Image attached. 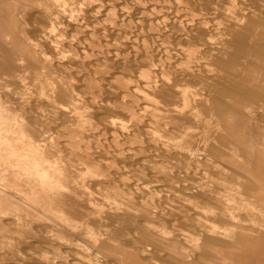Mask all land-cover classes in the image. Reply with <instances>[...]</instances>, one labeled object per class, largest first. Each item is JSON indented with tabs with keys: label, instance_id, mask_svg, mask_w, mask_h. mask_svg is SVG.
<instances>
[{
	"label": "rangeland",
	"instance_id": "obj_1",
	"mask_svg": "<svg viewBox=\"0 0 264 264\" xmlns=\"http://www.w3.org/2000/svg\"><path fill=\"white\" fill-rule=\"evenodd\" d=\"M139 1L0 0V125L6 123L3 129L5 133L9 130L7 135L12 138L2 142L4 147L0 145L3 147L2 151L0 149L3 156H0V200L3 201L0 223L4 222L1 227L6 226L0 229V264H264V208L255 212L253 221L239 220L231 237L232 244L212 247L203 244L204 237L195 233L201 226L190 204L199 194H206L212 187L210 183L216 181V171L206 170L211 165L222 164L229 173L238 167L244 168L264 183V0ZM150 4L151 11L148 10ZM179 4L188 5L189 14L182 12ZM226 5L231 8L226 9ZM105 10L108 18H104ZM83 39L85 42L94 40L97 44L100 41L98 47L107 52L99 47L102 54L93 41L84 43ZM101 42H106L105 47ZM132 42L136 46L134 49ZM87 46H90L88 50ZM80 55L81 59L77 58ZM140 58L164 68L160 75L154 74L153 79L160 86V90L157 87L153 93L155 97L150 95L151 101L159 100L157 104L151 103L143 88L134 85L137 81L132 83L133 80L127 78L145 66ZM93 65L101 69L95 70ZM117 74L121 77L116 80ZM114 78L116 82H125L115 83L120 87L115 88ZM90 83L97 87H91ZM131 86H137L139 94L138 89ZM122 88L126 94L120 92ZM140 93L149 98L145 99ZM117 105L128 110L121 106L117 110ZM74 111H80L79 115L78 112L74 115ZM155 117L157 120L153 119ZM182 128L197 131L198 141H194L191 149L177 150L169 138ZM157 136L164 138L159 140ZM12 143L15 148L6 150L7 146L13 147ZM215 150L219 151L220 158L214 157ZM231 154H235L234 157ZM88 162H95L100 172L86 173L90 169ZM195 165L202 168L197 169ZM43 175L48 177L47 182L41 179ZM14 181L19 182V186ZM8 190L18 194L31 190L28 195L20 194V201L23 199L22 203L28 206H42L45 218L25 211L21 204L22 209L18 208V201L8 195ZM247 199L244 207L249 210H258L257 202L264 203L261 196ZM13 210L20 216L18 220L12 218L10 211ZM31 220L46 222L48 228L43 241H36L35 229L26 233V222ZM222 223V220H215L212 226L223 232L221 229L225 231L226 226ZM244 233L262 243L247 245L246 240L239 239ZM190 238L201 244L202 254L192 246ZM20 243L23 245L17 250ZM208 249L211 253L206 252Z\"/></svg>",
	"mask_w": 264,
	"mask_h": 264
},
{
	"label": "bare ground",
	"instance_id": "obj_2",
	"mask_svg": "<svg viewBox=\"0 0 264 264\" xmlns=\"http://www.w3.org/2000/svg\"><path fill=\"white\" fill-rule=\"evenodd\" d=\"M132 1V0H131ZM134 1V0H133ZM137 1H139V0H137ZM144 1H147V0H144ZM153 1V0H152ZM151 1V2H152ZM157 1V0H156ZM156 1H153V2H156ZM179 1V0H178ZM181 1V0H180ZM183 1V0H182ZM216 1V0H215ZM103 2H104V0H103ZM124 2V1H123ZM140 2V1H139ZM148 2H150V0L148 1ZM217 2V1H216ZM231 2V1H230ZM237 2H238V0H237ZM107 3V2H106ZM110 3V2H109ZM172 3V2H171ZM175 3H177L176 1H175ZM101 4H102V7H103V3L101 2ZM108 4V3H107ZM135 4H137V3H135ZM233 4V3H232ZM240 4V3H239ZM106 5V4H105ZM109 5V4H108ZM108 5H107V7H108ZM146 5V4H145ZM186 5V4H185ZM225 5V4H224ZM231 5V4H230ZM97 6V5H96ZM178 6H180V4L178 5ZM188 6V5H187ZM186 6V7H187ZM227 6V5H226ZM235 6V5H234ZM237 6V5H236ZM255 6V5H254ZM106 7V8H107ZM143 7V6H142ZM148 7V6H147ZM150 7H151V4H150ZM150 7H149V9L148 10H152V7H151V9H150ZM186 7H183V6H180V10L182 11V12H185L186 11V14H189L188 12H189V9H187ZM80 8V7H79ZM97 8H99V7H97ZM100 8H101V6H100ZM109 8V7H108ZM116 8V7H115ZM122 8V7H121ZM228 8H231L230 6H227L226 7V9H228ZM238 8V7H237ZM236 8V9H237ZM104 9H105V6H104ZM111 9V8H110ZM109 9V10H110ZM147 9V8H146ZM160 9V8H159ZM178 9V8H177ZM74 10V9H73ZM107 10V9H106ZM105 10V11H106ZM135 10H137V9H135ZM141 10V9H140ZM139 10V11H140ZM179 10V11H180ZM205 10V9H204ZM89 10H87L86 12H88ZM91 11H92V9H91ZM108 11V10H107ZM107 11H106V13H105V16H104V18L106 17V15H107ZM138 11V10H137ZM194 11V10H193ZM234 11V10H233ZM103 12H104V10H103ZM102 12V13H103ZM114 12V11H113ZM153 12V11H152ZM157 12V11H156ZM94 13H96V12H94ZM135 13V12H134ZM155 13V12H154ZM79 14V13H78ZM136 14V13H135ZM137 14H138V12H137ZM183 14V13H182ZM185 14V15H186ZM112 15V14H111ZM115 15V14H114ZM120 15V14H119ZM119 15L117 16V17H119ZM122 15V14H121ZM133 15V14H132ZM153 15H155V14H153ZM160 15V14H159ZM194 15V14H193ZM197 15V14H196ZM83 16V15H82ZM135 16V15H134ZM161 16V15H160ZM159 16V17H160ZM183 16V15H182ZM90 17V16H89ZM121 17V16H120ZM123 18H126L125 16H122ZM129 17V16H128ZM162 17V16H161ZM189 17V16H188ZM70 18H71V16H70ZM106 18H108V17H106ZM130 18V17H129ZM139 18V17H138ZM177 18H179V17H177ZM196 18V17H195ZM194 18V19H195ZM134 19H136V18H134ZM134 19H132V21L134 20ZM141 19V18H140ZM143 19V18H142ZM153 19H154V17H153ZM191 19V18H190ZM197 19V18H196ZM213 19V18H212ZM214 19H216V18H214ZM58 20V19H57ZM78 20V19H77ZM121 20H122V18H121ZM126 20V19H125ZM125 20H124V22H125ZM198 20V19H197ZM118 21V20H117ZM136 21H137V19H136ZM159 21H161V20H159ZM193 21V20H192ZM213 21H215V20H213ZM220 21H221V19H220ZM64 22V21H63ZM119 22H120V20H119ZM123 22V23H124ZM179 22V21H178ZM198 22V21H197ZM196 22V23H197ZM117 23V22H116ZM122 23V24H123ZM161 23V22H160ZM171 23V22H170ZM184 23V22H183ZM214 23V22H213ZM63 24V23H62ZM77 24V23H76ZM110 24V23H109ZM130 24V23H129ZM186 24H187V22H186ZM215 24V23H214ZM96 25V24H95ZM114 25H115V23H114ZM117 25V24H116ZM115 25V26H116ZM127 25V24H126ZM161 25V24H160ZM180 25V24H179ZM211 25H212V23H211ZM81 26V25H80ZM83 26V25H82ZM90 26L92 27V25L90 24ZM94 26V25H93ZM147 26V25H146ZM187 26V25H186ZM222 26V25H221ZM144 27V26H143ZM161 27V26H160ZM159 27V28H160ZM87 28H89V26H87ZM86 28V29H87ZM110 28H112V27H110ZM121 28V27H120ZM145 28V27H144ZM92 29V28H91ZM90 29V30H91ZM115 29V28H114ZM161 29V28H160ZM93 30V29H92ZM116 30V29H115ZM145 30V29H144ZM216 30V29H215ZM87 31V30H86ZM104 31V30H103ZM122 31H123V29H122ZM133 31V30H132ZM136 30H134V32H135ZM172 31V30H171ZM90 32V31H89ZM108 32V31H107ZM125 33H127L128 34V32L127 31H124ZM216 32H217V30H216ZM86 33V32H85ZM84 33V34H85ZM88 33V32H87ZM90 33H92V32H90ZM97 33V32H96ZM101 33V32H100ZM106 33V32H105ZM122 33V32H121ZM125 33H123L124 35H125ZM132 33V32H131ZM130 33V34H131ZM103 34V33H102ZM119 34H120V31H119ZM126 34V35H127ZM133 34V33H132ZM171 34V33H170ZM74 35V34H73ZM99 35V34H98ZM80 36H82L81 34H80ZM84 36V35H83ZM83 36H82V38H83ZM128 36V35H127ZM137 36H138V34H137ZM141 36V35H140ZM71 37V36H70ZM88 37V36H87ZM86 37V38H87ZM134 37H136V36H134ZM160 37H162V36H160ZM221 37V36H220ZM85 38V39H86ZM89 38V37H88ZM87 38V39H88ZM92 38V37H91ZM104 38V37H103ZM126 37H124V39H125ZM163 38V37H162ZM186 38V37H185ZM86 39V40H87ZM97 39H98V37H97ZM96 39V40H97ZM140 39H141V37H140ZM187 39V38H186ZM71 40V39H70ZM75 40V39H74ZM79 40V39H78ZM84 40V39H83ZM99 40V39H98ZM123 40V39H122ZM126 40V39H125ZM128 40V39H127ZM134 40V39H133ZM55 41L56 42H58V40H56L55 39ZM54 41V42H55ZM63 41V40H62ZM88 41H93V45H97V47H98V44L100 45V41L98 42V44L96 43V41H94V40H91V39H89ZM88 41H86L87 43H88ZM121 41V40H120ZM129 41V40H128ZM55 42V43H56ZM60 42H61V40H60ZM85 42V40H84V43H86ZM112 42V41H111ZM135 42V41H134ZM134 42H132V44L134 43ZM72 43V42H71ZM71 43H70V45H71ZM73 43H75V42H73ZM78 43H79V41H78ZM92 43V42H91ZM91 43H89V45H92ZM94 43H96V44H94ZM102 44L101 45H104V47H105V43L106 42H101ZM129 43H131V42H129ZM61 44V43H60ZM77 44V43H76ZM108 44V43H107ZM111 44V43H110ZM117 44V43H116ZM115 44V45H116ZM120 44V43H119ZM127 44V43H126ZM131 44V45H132ZM135 44V43H134ZM133 44V49H134V45ZM139 44V43H138ZM141 44V43H140ZM160 44V43H159ZM59 45V44H58ZM81 45V44H80ZM131 45H129V46H131ZM71 46H73V45H71ZM127 46V45H126ZM162 46V45H161ZM70 47V46H69ZM88 47H90V46H87V50H88ZM93 47V46H92ZM99 47H101V46H99ZM99 47H98V50H99ZM108 47V46H107ZM116 47V46H115ZM136 47V46H135ZM181 47V46H180ZM191 47V46H190ZM131 49H132V46L130 47ZM129 48V49H130ZM140 48V47H139ZM179 48V47H178ZM183 48V47H182ZM192 48V47H191ZM90 49V48H89ZM91 49H93L94 50V48H91ZM101 49H102V47H101ZM104 49V48H103ZM102 49V50H103ZM130 49V50H131ZM132 49V50H133ZM141 49V48H140ZM187 49V48H186ZM69 50V49H68ZM97 50V51H98ZM113 50V49H112ZM115 50V49H114ZM131 50V51H132ZM180 50V49H179ZM192 50V49H191ZM194 50V49H193ZM80 51V50H79ZM90 51V50H89ZM100 51V50H99ZM104 51H106V50H103V52ZM116 51V50H115ZM115 51H113L112 53H116ZM135 51V50H134ZM190 51V50H189ZM195 51V50H194ZM87 51H85V53H86ZM94 52V51H93ZM101 52V51H100ZM107 52V51H106ZM122 52V51H121ZM140 52H141V50H140ZM179 52H181V50L179 51ZM183 52H185V50L183 49ZM83 53V52H82ZM91 53V52H90ZM99 53V52H98ZM102 53V52H101ZM105 53V52H104ZM119 53V51L117 52V54ZM129 53H130V51H129ZM147 53V51H145V53H143L144 55ZM163 53V52H162ZM165 53V52H164ZM173 53H175V52H173ZM195 53V52H194ZM62 54H65V53H62ZM69 54V53H68ZM67 54V55H68ZM71 54V53H70ZM78 54H81V52L80 53H78ZM84 54V53H83ZM100 54V53H99ZM103 54V53H102ZM137 54H139L138 52H137ZM187 54H191V52L190 53H187ZM91 55H93V54H91ZM135 55V54H134ZM164 55H166V54H164ZM196 55V54H195ZM84 56V55H83ZM94 56V55H93ZM100 56V55H99ZM130 56V55H129ZM146 56V55H145ZM175 56H177V55H175ZM185 56H187V55H185ZM189 56H191V55H189ZM64 57V56H63ZM81 57V55L80 56H77V58H79V59H81L80 58ZM96 57V56H95ZM94 57V58H95ZM108 57H110V56H108ZM113 57V56H112ZM168 57V56H167ZM172 57V56H171ZM188 57V56H187ZM77 58H75V59H77ZM84 58H86V57H84ZM89 58H90V56H89ZM92 58V57H91ZM90 58V59H91ZM99 58V57H98ZM97 58V59H98ZM114 58V57H113ZM116 58V57H115ZM146 58H148V57H146ZM146 58H144V59H142L141 60V58H140V61L141 62H144L145 63V66L144 67H141V68H139V70L138 71H136L131 77H127L129 80H133L132 81V83H134L135 81H137V82H135L134 83V85H139L141 88H143V90H145L146 91V93H147V95L150 97V95H152L153 93H155V89H157V87H158V89H159V85H158V81L156 80H153L155 77H154V74L155 75H158L160 72H162V69H164V68H162V66H161V64H156V63H154V61H150V60H147ZM154 58H156V57H154ZM163 58H164V56H163ZM49 59V58H48ZM62 59V58H61ZM104 59V58H103ZM102 58H101V60H103ZM106 59V58H105ZM109 59V58H108ZM111 59V58H110ZM135 59H136V57H135ZM165 59V58H164ZM183 59H184V57H183ZM65 60H66V58H65ZM68 60V59H67ZM94 60V59H93ZM112 60V59H111ZM192 60V59H191ZM45 61V60H44ZM79 61H81V60H79ZM95 61V60H94ZM93 61V62H94ZM104 61V60H103ZM107 61V60H106ZM105 61V62H106ZM109 61V60H108ZM107 61V62H108ZM139 61V62H140ZM195 61V60H194ZM78 62V61H77ZM96 62H99V61H96ZM105 62H101L102 64L103 63H105ZM132 62V61H131ZM185 62V61H184ZM57 63V62H56ZM81 63V62H80ZM89 63V62H88ZM109 63H110V61H109ZM178 63V62H177ZM186 63V62H185ZM48 64H49V62H48ZM74 64H75V62H74ZM87 64V63H86ZM90 64V63H89ZM88 64V65H89ZM101 64V65H102ZM112 64V63H111ZM132 64H134V63H132ZM143 64V63H142ZM174 64V63H173ZM176 64V63H175ZM184 64V63H183ZM187 64H188V62H187ZM69 65V64H68ZM96 65V64H95ZM98 65V64H97ZM120 65V64H119ZM176 65H178V68L180 67L179 66V64H176ZM175 65V66H176ZM70 66V65H69ZM73 66H75V65H73ZM89 66H92V65H89ZM94 66V65H93ZM116 66H117V64H116ZM64 67V66H63ZM95 67V70L97 69V68H99V66L98 67H96V66H94ZM164 67V66H163ZM174 67V66H173ZM69 68V67H68ZM71 68V67H70ZM73 69H74V67H72ZM107 68H108V66H107ZM107 68L105 67V69L107 70ZM110 68V67H109ZM108 68V69H109ZM117 68V67H116ZM119 69H120V67H118ZM204 68V67H203ZM55 69H56V67H55ZM101 68H99L98 70H100ZM103 70H105L104 69V67L102 68ZM114 70H116L115 68H113ZM118 69V70H119ZM120 70H122L123 71V68H121ZM177 70V69H176ZM179 70V69H178ZM177 70V71H178ZM182 70V69H181ZM54 71V70H53ZM127 71V70H126ZM125 70H124V73L126 72ZM132 71H134V70H132ZM164 71V70H163ZM180 71V70H179ZM183 71V70H182ZM55 72H56V70H55ZM58 73H59V71H57ZM91 72V71H90ZM89 72V74L90 75H92L91 73ZM97 72H99L100 73V71H97ZM96 72V73H97ZM102 72V71H101ZM116 72V71H115ZM115 72H113V74L115 73ZM119 72V71H118ZM167 72V71H166ZM187 72H188V70H187ZM66 73V72H65ZM76 73V72H75ZM106 73V72H105ZM105 73H103L102 75H104ZM109 73H110V71H109ZM121 72H119V74H120ZM127 73H128V71H127ZM165 73V72H164ZM183 73H184V71H183ZM116 74V73H115ZM119 74H117V75H113L115 78H116V80H117V78L118 79H120V77L121 76H119ZM126 74V73H125ZM132 74V73H131ZM179 74V73H178ZM209 74V73H208ZM107 75V74H106ZM109 75V74H108ZM160 75V74H159ZM162 75V74H161ZM74 76V75H73ZM77 76V75H76ZM83 76H84V74H83ZM112 76V75H111ZM112 76V77H113ZM119 76V77H118ZM126 76H128V75H126ZM163 76V75H162ZM177 76V75H176ZM175 76V77H176ZM179 76H180V74H179ZM189 76V75H188ZM211 76V75H210ZM38 77V76H37ZM81 77V76H80ZM85 77V76H84ZM83 77V78H84ZM90 77V76H89ZM100 77V76H99ZM98 77V78H99ZM109 77V76H108ZM111 77V78H112ZM124 77V76H123ZM123 77L121 78L122 80H123ZM77 78H78V76H77ZM86 78V77H85ZM84 78V79H85ZM95 78V77H94ZM115 78L113 79V82H112V84L114 85L115 83L117 84V83H123V82H125V81H121V82H116V80H115ZM165 78V77H164ZM39 79V78H38ZM24 80V79H23ZM37 80V79H36ZM35 80V81H36ZM41 80V79H40ZM39 80V81H40ZM71 80V79H70ZM72 80H73V78H72ZM71 80V81H72ZM79 79H77V81H78ZM86 80H88V78H86ZM92 80V79H91ZM100 80V79H99ZM107 80V79H106ZM129 80H126V81H129ZM74 81V80H73ZM84 80L82 79V81L81 82H83ZM102 82H104L103 80H101ZM111 81H112V79H111ZM43 82V81H42ZM47 82V81H46ZM88 82V81H87ZM94 81H92V83H93ZM130 82V81H129ZM128 82V83H129ZM37 83V82H36ZM85 83H86V81H85ZM92 83H90L91 84V87H92V85L93 86H95V83L94 84H92ZM96 83H97V81H96ZM111 83V82H110ZM127 83V82H126ZM46 84V83H45ZM44 84V85H45ZM84 84V83H83ZM130 84V83H129ZM37 85V84H36ZM40 85V84H39ZM43 85V84H42ZM78 85H79V83H78ZM77 85V86H78ZM112 85V86H113ZM120 85V84H119ZM121 85H123V84H121ZM127 85V84H126ZM125 85V86H126ZM132 85V84H131ZM41 86V85H40ZM80 86V85H79ZM81 86H83V85H81ZM86 86V85H85ZM84 86V87H85ZM111 86V87H112ZM117 87L118 85H114L113 87ZM124 86V85H123ZM137 86H136V88H134L133 86H131V87H133V89H138V94H139V91H140V89L139 88H137ZM53 87V86H52ZM91 87H89V88H91ZM95 87H97V85L95 86ZM95 87H94V89L93 90H96L95 89ZM110 87V88H111ZM115 87V88H116ZM88 88V87H87ZM100 88V87H99ZM99 88H97V90L99 89ZM117 88H120V87H117ZM126 88V87H125ZM44 89V88H43ZM123 89V88H122ZM162 89V88H161ZM46 89H44V91H45ZM54 90V89H53ZM87 90H89V89H87ZM106 90V89H105ZM120 90V89H119ZM124 90V91H123ZM123 90H120V92L121 93H123V94H126L125 93V89H123ZM160 90V89H159ZM159 90H156V91H159ZM191 90V89H190ZM42 90H40V92H41ZM52 91V90H51ZM108 91H109V89H108ZM115 91V90H114ZM127 91H128V89H127ZM137 91V90H136ZM141 91H142V89H141ZM184 91V90H183ZM187 90H185L184 92H186ZM77 92V91H76ZM87 92H89V91H87ZM87 92H86V94H87ZM93 92V91H92ZM95 92V91H94ZM129 92H130V89H129ZM129 92H127V93H129ZM135 92V91H134ZM132 93H133V91H132ZM43 94V93H42ZM74 94H76V93H74ZM95 94H96V92H95ZM105 94V93H104ZM117 94H118V91H117ZM143 94V93H142ZM184 94V93H183ZM59 95V94H58ZM80 95V94H79ZM78 95V96H79ZM88 95V94H87ZM90 95H91V93H90ZM99 95V94H98ZM109 95V94H108ZM111 95V94H110ZM120 95V94H119ZM131 95V94H130ZM137 95V94H136ZM140 95H141V93H140ZM143 95H146L145 93L143 94ZM143 95H141V96H143ZM154 95V94H153ZM188 95V94H187ZM43 96V95H42ZM41 96V97H42ZM94 96H97V95H94ZM118 95H116V97H117ZM122 96V95H121ZM126 96V95H125ZM125 96H122V97H125ZM138 96V95H137ZM147 96V97H148ZM161 96H162V94H161ZM189 96V95H188ZM192 96H194V95H192ZM76 97H77V95H76ZM93 97V96H92ZM127 97V96H126ZM133 97H136V96H133L132 95V98ZM143 97H145V99L147 98L146 96H143ZM148 97V98H149ZM152 97V96H151ZM150 97V98H151ZM154 97H155V95H154ZM160 97V96H159ZM187 97V96H186ZM190 97V96H189ZM7 98V97H6ZM77 98H80V97H77ZM90 98H91V96H90ZM118 98V97H117ZM139 97H137L136 99H138ZM153 98V97H152ZM152 98L150 99V101L152 100ZM23 99V98H22ZM135 99V98H134ZM160 99H162V98H160ZM185 99V98H184ZM183 99V100H184ZM195 99V98H194ZM193 99V100H194ZM102 100V99H101ZM156 100V99H155ZM163 100V99H162ZM182 100V99H181ZM108 101V100H107ZM143 101V100H142ZM149 101V100H148ZM147 101V102H148ZM150 101H149V103H150ZM159 102V100H156L155 102H154V100L153 101H151V103L152 102H154L153 104H157L158 102ZM188 101H189V99H188ZM20 102H22V100L20 101ZM106 102V101H105ZM125 102V101H124ZM157 102V103H156ZM104 103V102H103ZM102 103V104H103ZM186 103V102H185ZM190 103H191V101H190ZM189 103V104H190ZM12 104V103H11ZM16 104H18V103H15V105ZM24 104V103H23ZM140 104V103H139ZM139 104H137V105H139ZM152 104V105H153ZM8 105H9V103H8ZM112 105H114V104H112ZM188 105V104H187ZM191 105V104H190ZM25 106V105H24ZM115 106V105H114ZM120 106L122 107V105H117L116 106V108H117V110H118V108H120ZM123 106H126V105H124L123 104ZM129 106V105H128ZM155 106V105H154ZM153 106V107H154ZM156 106H158V105H156ZM175 106V105H174ZM21 107H23V106H21ZM140 107V106H139ZM182 107V106H181ZM122 108H124V110L127 108V106H126V108L125 107H122ZM129 108H131L130 106H129ZM165 108V107H164ZM14 109V108H13ZM22 109V108H21ZM134 109V108H133ZM86 110V109H85ZM92 110V109H91ZM126 110H128V109H126ZM125 110V111H126ZM142 110H143V108H142ZM158 110V109H157ZM19 111V110H18ZM17 111V112H18ZM124 111V112H125ZM134 111V110H133ZM145 111H146V109H145ZM159 111H160V109H159ZM2 112V110L0 111V113ZM3 112H4V110H3ZM43 112V111H42ZM55 112V111H54ZM78 112V111H77ZM76 112V113H77ZM80 112V111H79ZM79 112H78V115H79ZM82 112V111H81ZM16 113V112H15ZM51 113H53V112H51ZM75 113V111H74V115L76 114ZM19 114V113H18ZM80 114H82V113H80ZM134 114H136V113H134ZM155 114V113H154ZM167 114V113H166ZM9 115V114H8ZM77 115V116H78ZM84 115V114H83ZM128 115H129V112H128ZM160 114H157V116H159ZM2 116H4V115H2ZM144 116V115H143ZM156 116V117H157ZM1 117V116H0ZM15 117V116H14ZM131 117V116H130ZM153 118L154 120L156 119L157 120V118ZM79 118H82V116H79ZM78 118V119H79ZM19 119V118H18ZM34 119V118H33ZM197 119V118H196ZM17 120V119H16ZM20 120H21V118H20ZM85 120V119H84ZM151 120V119H150ZM154 120H152V121H154ZM0 121H1V118H0ZM13 121V120H12ZM23 121V120H22ZM80 121H82L83 122V119L82 120H80ZM118 121V120H117ZM81 122V123H82ZM85 122V121H84ZM83 122V123H84ZM113 122V121H112ZM139 122V121H138ZM158 122V121H157ZM86 123H87V121H86ZM115 123V122H114ZM122 123H124V122H122ZM146 123V122H145ZM152 123V122H151ZM198 123V122H197ZM208 123V122H207ZM6 124V123H5ZM5 124L2 126V125H0V129H3L4 127H5ZM90 124H91V122H90ZM147 124V123H146ZM157 124V123H156ZM155 124V125H156ZM159 124V123H158ZM16 125H18V123L16 124ZM19 125H21V123L19 124ZM24 125V124H23ZM22 125V126H23ZM96 125V124H95ZM140 125V124H139ZM160 125V124H159ZM168 125H169V123H168ZM150 126L152 127V125L150 124ZM150 126H148V127H150ZM154 126V125H153ZM206 124H204V127L206 128ZM13 127H15V126H13ZM19 127H21V126H19ZM47 127V126H46ZM121 127V126H120ZM6 128V127H5ZM17 128V127H16ZM57 128H58V126H57ZM56 128V129H57ZM63 128V127H62ZM102 128V127H101ZM104 128V127H103ZM125 128V127H124ZM10 129V128H9ZM25 129V128H24ZM61 129V128H60ZM85 129V128H84ZM128 129V128H127ZM166 129V128H165ZM169 129V128H168ZM8 130V129H7ZM12 130V129H11ZM65 129L63 128V131H64ZM71 130V129H70ZM82 130V129H81ZM91 130V129H90ZM95 130H96V128H95ZM167 130V129H166ZM171 130V129H170ZM198 130V129H197ZM9 131V130H8ZM8 131H6V133H5V131H4V129L3 130H0V145L1 144H3L4 143V141H8V140H10V139H12L9 135H7V132ZM13 131H14V129H13ZM12 131V132H13ZM99 131V130H98ZM106 131V130H105ZM169 131V130H168ZM172 131H174V130H172ZM194 130H189V129H185V128H182V129H180L179 130V132L178 133H173L172 135H169V138H172V140H173V142H174V146H175V148H177V150L178 149H182V150H186V149H191V147H192V144L194 143V141L195 140H197L198 139V135L196 134V132L197 131H195V132H193ZM198 131H200V130H198ZM208 131H210V130H208ZM17 132V131H16ZM15 132V133H16ZM66 132V131H65ZM158 132V131H157ZM10 132H8V134H9ZM20 133V132H19ZM93 133V132H92ZM113 133V132H112ZM159 134H160V132H158ZM163 133V132H162ZM161 133V134H162ZM195 133V134H194ZM100 134V133H99ZM98 134V135H99ZM123 134V133H122ZM158 134V135H159ZM160 134V135H161ZM165 134V133H164ZM171 134V133H170ZM199 134V133H198ZM205 134H206V132H205ZM11 135H12V133H11ZM27 135V134H26ZM72 135H73V133H72ZM81 135V134H80ZM102 135V134H101ZM114 135V134H113ZM112 135V136H113ZM131 135V134H130ZM159 135V136H160ZM163 135V134H162ZM161 135V136H162ZM166 135V134H165ZM45 136V135H44ZM75 136H77V134H75L74 135V137ZM166 136H168V134L166 135ZM165 136V137H166ZM13 137V136H12ZM70 137V136H69ZM73 137V138H74ZM80 137V136H79ZM81 137H82V135H81ZM130 137V136H129ZM132 137V136H131ZM204 137V136H203ZM14 138V137H13ZM63 138V137H62ZM76 139H77V137H75ZM157 138L159 139H163V138H161V137H158L157 136ZM168 138V137H167ZM166 138V139H167ZM207 138V137H206ZM19 139H21L20 137H19ZM65 139V138H64ZM75 139V140H76ZM123 139V138H122ZM132 139V138H131ZM130 139V140H131ZM136 139V138H135ZM159 139V140H160ZM200 139V138H199ZM52 140V139H51ZM111 140V139H110ZM65 141H68V140H65ZM70 141V140H69ZM72 141V140H71ZM79 141V140H78ZM91 141V140H90ZM112 141V140H111ZM115 141V140H114ZM126 141V140H125ZM129 141V140H128ZM127 141V142H128ZM167 141V140H166ZM198 141V140H197ZM197 141H195V142H197ZM205 141V143H206V146H207V143L208 142H206V140H204ZM3 142V143H2ZM62 141H60V143H61ZM110 142V141H109ZM119 142V141H118ZM130 142V141H129ZM7 143V142H6ZM67 143V142H66ZM74 143V142H73ZM80 143H81V141H80ZM114 143V142H113ZM120 143V142H119ZM161 143V142H160ZM164 143V142H163ZM163 143H161V144H163ZM170 142H168V144H169ZM204 143V144H205ZM10 143H7V145H9ZM13 144V143H12ZM62 144V143H61ZM72 144V143H71ZM89 144V143H88ZM110 144V143H109ZM171 144H173L172 142H171ZM6 145V146H7ZM82 145V144H81ZM96 145V144H95ZM195 145V144H194ZM1 146H5V144L4 145H1ZM29 146V145H28ZM34 146V145H33ZM68 146V145H67ZM73 146V144L71 145V147ZM114 146H115V144H114ZM127 146V145H126ZM125 146V147H126ZM133 146V145H132ZM131 146V147H132ZM3 147H1V148H3ZM10 147V146H9ZM12 147V146H11ZM14 147V146H13ZM70 147V148H71ZM74 147H75V145H74ZM83 147V146H82ZM85 147V146H84ZM88 147V146H87ZM6 148H8V146L6 147ZM91 148V147H90ZM118 148V147H117ZM214 148V147H213ZM11 149V148H10ZM14 149V148H13ZM75 149H79V148H75ZM87 149H89V148H87ZM126 149V148H125ZM145 149V148H144ZM6 150H8V149H6ZM36 150V149H35ZM71 151L73 150V147L70 149ZM83 150H85L86 151V149H83ZM120 150H122V149H120ZM127 150V149H126ZM196 150H197V148H196ZM204 150H205V148H204ZM1 151H2V149H1ZM0 151V152H1ZM74 151V150H73ZM72 151V152H73ZM77 151V150H76ZM79 151H81V150H79ZM89 151V150H88ZM192 151H194V150H192ZM200 151V150H199ZM7 152V151H6ZM20 152V151H19ZM25 152V151H24ZM24 152H22V153H24ZM38 152V151H37ZM42 152V151H41ZM41 152L39 151V153L41 154ZM71 152V153H72ZM107 152H109V150L107 151ZM118 152V151H117ZM187 152H188V150H187ZM3 153H5V152H3ZM2 153V154H3ZM12 153H15V152H12ZM70 153V154H71ZM76 153V152H75ZM84 153V152H83ZM90 153V152H89ZM111 153V152H110ZM130 153V152H129ZM136 153V152H135ZM193 152H191V154H192ZM205 153V152H204ZM232 153V152H231ZM21 154V153H20ZM25 154V153H24ZM34 154V153H33ZM210 154V153H209ZM213 154H214V157L215 158H220L221 156H219L220 154H219V151L218 150H215V151H213ZM213 154H211V155H213ZM5 155V154H4ZM21 155H23V154H21ZM37 155V154H36ZM35 155V156H36ZM85 155H87V154H85ZM107 155V154H106ZM196 155H197V152H196ZM202 155V154H201ZM200 155V156H201ZM205 155V154H204ZM232 155V154H231ZM235 155V154H234ZM234 155H232L233 157H234ZM1 156V158L3 157L2 155H0ZM8 156V155H7ZM19 156V155H18ZM24 156V155H23ZM41 156V155H40ZM124 156V155H123ZM191 156V155H190ZM189 156V157H190ZM5 157V156H4ZM10 157V156H9ZM36 157H38V156H36ZM36 157H35V159H36ZM44 157V156H43ZM77 157V156H76ZM80 157V156H79ZM78 157V158H79ZM202 157V156H201ZM212 157V156H211ZM17 158V157H16ZM31 158V157H30ZM83 157H81V159H82ZM85 158V157H84ZM101 158V157H100ZM138 158V157H137ZM195 158V157H194ZM198 158H199V156H198ZM204 158V157H203ZM15 159V158H14ZM14 159H13V161H14ZM86 159H88V158H86ZM197 159V158H196ZM201 159V158H200ZM205 159V158H204ZM3 160H5V159H3ZM11 160V159H10ZM17 160V159H16ZM24 160V162H25V159H23ZM22 160V161H23ZM28 160V159H27ZM44 160V159H43ZM78 160V159H77ZM84 160V159H83ZM89 160V159H88ZM91 160V159H90ZM101 160V159H100ZM210 160V159H209ZM17 161H19V160H17ZM80 161V160H79ZM93 161V160H92ZM94 161H96V160H94ZM102 161V160H101ZM4 162V161H3ZM9 162L10 161H7V163L9 164ZM20 162V161H19ZM29 162V161H28ZM81 162V161H80ZM193 162V161H192ZM7 163H4V164H7ZM22 163V162H21ZM85 163H87V162H85ZM89 163V162H88ZM97 163V162H96ZM99 163H101V162H99ZM107 163V162H106ZM117 163V162H116ZM119 163V162H118ZM196 163H198V162H196ZM210 163V162H209ZM11 164V163H10ZM9 164V165H10ZM82 164H84V162L82 163ZM109 164V163H108ZM125 164V163H124ZM128 164V163H127ZM12 166H13V164H11ZM20 165V168H21V164H19ZM44 165V164H43ZM87 165V164H86ZM89 165H90V169H87L88 167H86V169H87V172L86 173H89V174H91V173H93V172H95V173H99L100 172V169H99V166H97L96 164H95V162H93L92 164L91 163H89ZM88 165V166H89ZM101 165V164H100ZM197 165V164H196ZM195 165V166H196ZM202 165H204V164H202ZM222 165V164H221ZM221 165L220 164H216L215 166L213 165H211V166H209V167H207V171L209 170V171H212V170H214V171H216V173L218 174V176L216 177V181L215 180H213V179H211V180H213L214 182H212V183H210L211 185L210 186H212L211 188H210V190L206 193V194H203V195H200L199 194V196H197V195H195V196H197V197H195L192 201H191V205H192V207H193V209L196 211V213H197V220H198V222L200 223V226H201V228H200V230L199 231H197V232H195V233H197V234H199V235H202V237H204V239H203V244H206V245H210V246H216V245H222V246H228V245H230V244H232V235H234V230H235V228H236V225L238 224V222H239V220H241V218L243 219V218H245V220L248 222L249 220H251V221H253V220H255L254 218H255V212L256 211H259V210H261V209H263L264 208V203H260V202H257L256 204H258V206H259V209L258 210H255L254 208L253 209H247V208H245L244 206H245V204L247 203V197H252V198H257L258 196H261L262 198L264 197V183L263 182H261V181H259L258 180V178L255 176V175H252L250 172H249V170H246V169H244V168H241V167H238V169L237 170H235L234 172H232V173H229L228 172V170L226 169V168H224V167H221ZM233 165V164H232ZM234 165H236V164H234ZM2 166H3V164H2ZM6 166V165H5ZM16 166V165H15ZM42 166V165H41ZM201 166V165H200ZM200 166L198 165V168L200 169ZM8 167H10V166H8ZM43 167H45V166H43ZM109 167H111V166H109ZM136 167V166H135ZM5 168V167H4ZM12 168V167H11ZM15 168V167H14ZM17 168V167H16ZM195 168H197V166L195 167ZM197 168V169H198ZM201 168H202V166H201ZM206 168V167H205ZM215 168V169H214ZM1 169V168H0ZM7 169V168H6ZM24 169V168H23ZM27 169V168H26ZM14 170H16V169H14ZM21 170V169H20ZM49 170V169H48ZM126 170H128V169H126ZM193 170H195V169H193ZM3 171H4V169H3ZM6 171H8V170H6ZM6 171H5V173H6ZM10 171V170H9ZM19 171V170H18ZM39 171V170H38ZM208 171V172H209ZM11 172H13V171H11ZM208 172H205L204 171V173L206 174L207 173V176H208ZM3 173V172H2ZM10 173V172H9ZM17 173H19V172H17ZM21 173V172H20ZM41 173V172H40ZM81 173V172H80ZM102 173V172H101ZM200 173V172H199ZM1 174V173H0ZM30 174V173H29ZM81 174H83V173H81ZM137 174H138V172H137ZM201 174V173H200ZM203 174V173H202ZM201 174V175H202ZM213 174V173H212ZM2 175V174H1ZM1 175H0V177H1ZM11 175V174H10ZM35 175V174H34ZM84 175V174H83ZM96 175V174H95ZM102 175V174H101ZM101 175H99V176H101ZM140 175H141V173H140ZM204 175V174H203ZM4 176V175H3ZM7 176H9V174H7ZM14 176H15V174H14ZM16 176H17V174H16ZM22 176V175H21ZM79 176V175H78ZM82 176V175H81ZM80 176V177H81ZM88 176H90V175H88ZM94 176V175H93ZM106 176V175H105ZM175 176V175H174ZM18 177V176H17ZM83 177V176H82ZM81 177V178H82ZM85 177H86V175H85ZM102 177H103V175H102ZM117 177V176H116ZM141 177H143V176H141ZM196 177H197V175H196ZM202 177V176H201ZM6 178V177H5ZM10 178V177H9ZM77 178V177H76ZM89 178V177H88ZM91 178H93V177H91ZM96 178H98V177H96ZM95 178V179H96ZM100 178V177H99ZM206 177H204L203 179H205ZM210 178V177H209ZM209 178H207L208 180H209ZM4 178H2V180H3ZM12 179V178H11ZM14 179V178H13ZM18 179V178H17ZM16 179V180H17ZM31 179V178H30ZM33 179V178H32ZM107 179V178H106ZM105 179V180H106ZM260 179V178H259ZM0 180H1V178H0ZM9 180V179H8ZM15 180V179H14ZM82 180V179H81ZM80 180V181H81ZM89 180H91V179H89ZM202 180V179H201ZM207 180V181H208ZM4 181V180H3ZM6 182H7V180H5ZM4 181V183H6ZM13 182V181H12ZM15 182V181H14ZM23 182H25V180H23ZM81 182H83V181H81ZM92 182H93V180H92ZM190 182H193V181H190ZM199 182H201V181H199ZM202 182H203V180H202ZM204 182H205V180H204ZM8 183V182H7ZM6 183V184H7ZM10 183H11V181H10ZM19 183V182H18ZM18 183H16L15 182V185L17 184L18 186H19V184ZM26 183V182H25ZM52 183H53V181H52ZM86 183V182H85ZM135 183V182H134ZM140 183V182H139ZM196 183V182H195ZM194 183V184H195ZM32 184H34V183H32ZM57 184V183H56ZM90 184V183H89ZM110 184V183H109ZM124 184V183H123ZM132 184V183H131ZM197 184H198V182H197ZM133 185V184H132ZM131 185V186H132ZM199 185V184H198ZM21 186V185H20ZM57 186V185H56ZM135 186H137V185H135ZM133 187V186H132ZM131 187V188H132ZM202 187H203V185H202ZM18 188H20V187H18ZM16 189V190H19V189ZM27 188H28V186H27ZM35 188V187H34ZM38 188H40V187H38ZM51 188V187H50ZM117 188V187H116ZM194 188V187H193ZM198 188V187H197ZM203 188H205V189H207V188H209V187H203ZM22 189V188H21ZM25 189V188H24ZM48 189V188H47ZM85 189H86V187H85ZM129 189V188H128ZM200 189V188H199ZM226 190L227 192L228 191H231L229 194H227V193H225L224 191H222V190ZM33 190V189H32ZM115 190V189H114ZM150 190V189H149ZM21 191V190H20ZM29 191V190H28ZM27 191V192H28ZM31 191V190H30ZM29 191V192H30ZM117 191V190H116ZM131 191V190H130ZM28 192V193H29ZM32 192V191H31ZM30 192V193H31ZM123 191H121V193H122ZM48 193V192H47ZM88 193V192H87ZM136 193V192H135ZM140 193V192H139ZM27 194V193H26ZM197 194V193H196ZM28 195V194H27ZM128 195H130V194H127V196ZM154 195V194H153ZM140 196H142V195H140ZM139 196V197H140ZM1 197V196H0ZM110 197V196H109ZM130 197V196H129ZM128 197V198H129ZM132 197V196H131ZM193 197V196H192ZM4 197H2V199H3ZM26 198V197H25ZM106 198V197H105ZM185 198L187 199V197H186V195H185ZM184 198V199H185ZM190 198V197H189ZM130 199V198H129ZM142 199H143V197H142ZM23 200V199H22ZM21 200V201H22ZM56 200V199H55ZM141 200V199H140ZM1 201L2 200H0V204H1ZM9 201V200H8ZM148 201V200H147ZM3 202V201H2ZM10 202V201H9ZM26 202V201H25ZM56 202H57V200H56ZM55 202V203H56ZM59 202V201H58ZM91 202V201H90ZM189 202V201H188ZM249 202V201H248ZM264 202V201H263ZM123 203V202H122ZM125 203V202H124ZM16 204H17V202H16ZM21 204V206H22V208H23V206L26 208V210L25 209H23V210H25V211H29L30 212V209L28 208V206L26 205V204H24V203H22V202H20V201H18V208L20 207L19 205ZM120 204H121V202H120ZM127 204H129V203H127ZM145 204V203H144ZM119 205V204H118ZM117 205V206H118ZM7 206V205H6ZM15 206V207H16ZM143 206H145V205H143ZM21 208V207H20ZM21 208V209H22ZM119 208V207H118ZM151 209H152V207H151ZM155 209H156V207H155ZM2 211V210H1ZM0 211V212H1ZM3 212V211H2ZM1 212V213H2ZM33 211H31V213H32ZM40 213V212H39ZM69 213V212H68ZM35 214V213H34ZM2 215V214H1ZM1 215H0V217H1ZM7 215V213H5V216ZM36 215V214H35ZM38 215V214H37ZM71 215V214H70ZM4 216V215H3ZM73 218V217H72ZM138 220V219H137ZM136 220V221H137ZM166 220V219H165ZM196 220V221H197ZM215 220H222V224L223 225H225L226 227L224 228L225 229V231L224 230H222L221 228V231H223V232H218V231H216V229L218 230V228H216V229H214V227L215 226H212L213 225V223L215 222ZM5 221V220H4ZM169 222V221H168ZM1 223H4V222H1ZM0 223V229L2 228V227H6L5 226V224H4V226H2L1 227V225H3V224H1ZM205 223H207V225L205 224ZM211 223V225H209ZM252 224V223H251ZM203 225V226H202ZM209 225V226H208ZM10 226V225H9ZM199 226V227H200ZM25 227V226H24ZM29 227V226H28ZM28 227L26 228L25 227V230H27L28 229ZM240 227V226H239ZM253 227H255V226H253ZM9 228V227H8ZM206 228V229H205ZM3 229V228H2ZM5 230L7 229V228H4ZM12 229V228H11ZM8 230V229H7ZM16 230H19V229H16ZM32 230V229H31ZM146 230V229H145ZM252 230V229H251ZM4 231V230H3ZM2 231V232H3ZM10 231V230H9ZM24 231V230H23ZM258 231V230H257ZM1 232V231H0ZM5 232V231H4ZM17 232V231H16ZM15 232V233H16ZM142 232V231H141ZM26 233H27V231H26ZM63 233V232H62ZM61 233V235H63ZM90 233V232H89ZM41 235V234H40ZM59 235H60V233H59ZM256 235V234H255ZM87 236V235H86ZM89 236V235H88ZM157 236V235H156ZM191 237V236H190ZM201 237V236H200ZM200 237H199V239H200ZM94 238V237H93ZM194 238V237H193ZM193 238H190V239H192L191 241H193V243H192V246L194 247V248H196L197 250H198V252L199 253H203L204 252V249L202 248V246H201V244L200 243H197L196 241H195V239H193ZM196 238V237H195ZM89 239V238H88ZM91 239V238H90ZM98 239V238H97ZM198 239V240H199ZM239 239H241V240H246V242H247V245H249V246H255V245H259L260 243H262L261 241L260 242H258L257 240H255L256 238H252V237H248V234L247 233H244V234H242V235H240L239 236ZM92 240H94V239H92ZM35 241V240H34ZM100 241V240H99ZM106 241V240H105ZM195 241V242H194ZM254 242H256V243H254ZM259 243V244H258ZM112 244V243H111ZM94 246V245H93ZM44 247V246H43ZM81 247V246H80ZM101 247V246H100ZM146 247V246H145ZM248 247V246H247ZM45 249V248H44ZM3 250V249H2ZM103 251V250H102ZM207 253H211V251L208 249V251H206ZM244 252L245 253H247L248 252V249H244ZM117 254V253H116ZM12 255H14V254H12ZM111 255V254H110ZM130 257V256H129ZM31 262V261H30Z\"/></svg>",
	"mask_w": 264,
	"mask_h": 264
},
{
	"label": "crops",
	"instance_id": "obj_3",
	"mask_svg": "<svg viewBox=\"0 0 264 264\" xmlns=\"http://www.w3.org/2000/svg\"><path fill=\"white\" fill-rule=\"evenodd\" d=\"M10 145V144H9ZM13 146L14 147H8L7 149H9L10 150V148L11 149H13V148H15V143H13ZM1 149V148H0ZM8 195L9 196H11L12 198H14V199H16L17 201H20V194H26L27 192H26V190L25 191H21L20 192V194H18V193H16V191H12V190H8ZM22 196V195H21ZM20 202H22V201H20ZM28 206V205H27ZM59 207H61V204L59 205ZM28 208L30 209V212L31 211H33L32 212V214H38V216H40V217H42V218H45V215H44V210H43V207L42 206H35V205H32V204H29V206H28ZM14 211V210H13ZM10 211L11 212V214L13 215V217L12 218H14L15 220H18V218L20 217V216H17L16 215V211ZM40 212V213H39ZM17 217V218H16ZM11 218V221L13 222V220L14 219H12ZM21 219V218H20ZM15 222V221H14ZM13 222V223H14ZM26 224H27V226H26V228L28 227V229H27V234H28V232L30 233L31 232V229H35V233H38L37 235H36V241H43V239L46 237V235H43V234H45V232H46V230H47V224H46V222H43V221H40V220H31V221H28V222H26ZM52 228V227H51ZM49 230H50V228H49ZM38 231V232H37ZM33 232V231H32ZM41 234V235H40ZM56 234V233H55ZM57 235V234H56ZM27 236H29V235H27ZM26 236V237H27ZM25 237V238H26ZM26 243H25V245L27 246V243H28V241L26 240L25 241ZM22 243H20L19 244V246L18 247H16L17 248V250L18 249H20V247H22ZM35 260V259H34Z\"/></svg>",
	"mask_w": 264,
	"mask_h": 264
},
{
	"label": "snow or ice",
	"instance_id": "obj_4",
	"mask_svg": "<svg viewBox=\"0 0 264 264\" xmlns=\"http://www.w3.org/2000/svg\"><path fill=\"white\" fill-rule=\"evenodd\" d=\"M12 155H14V153H12ZM41 179L45 182L48 181V177L46 175L41 176Z\"/></svg>",
	"mask_w": 264,
	"mask_h": 264
}]
</instances>
